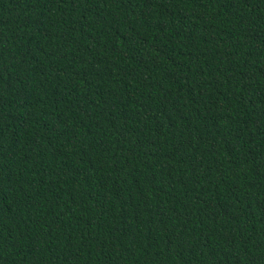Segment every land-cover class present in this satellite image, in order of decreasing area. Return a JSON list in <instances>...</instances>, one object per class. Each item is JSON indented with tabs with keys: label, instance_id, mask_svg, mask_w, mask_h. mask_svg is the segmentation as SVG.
Returning <instances> with one entry per match:
<instances>
[{
	"label": "trees",
	"instance_id": "16d2710c",
	"mask_svg": "<svg viewBox=\"0 0 264 264\" xmlns=\"http://www.w3.org/2000/svg\"><path fill=\"white\" fill-rule=\"evenodd\" d=\"M0 264H264V0H0Z\"/></svg>",
	"mask_w": 264,
	"mask_h": 264
}]
</instances>
